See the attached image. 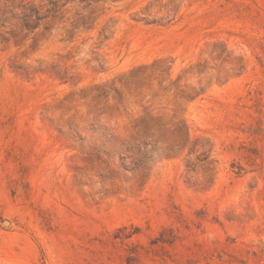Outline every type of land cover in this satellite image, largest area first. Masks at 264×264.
I'll list each match as a JSON object with an SVG mask.
<instances>
[{
  "label": "rangeland",
  "instance_id": "374dc122",
  "mask_svg": "<svg viewBox=\"0 0 264 264\" xmlns=\"http://www.w3.org/2000/svg\"><path fill=\"white\" fill-rule=\"evenodd\" d=\"M0 264H264V0H0Z\"/></svg>",
  "mask_w": 264,
  "mask_h": 264
}]
</instances>
